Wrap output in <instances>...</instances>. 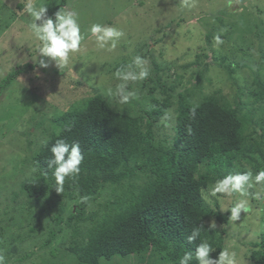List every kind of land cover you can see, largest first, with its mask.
<instances>
[{
	"label": "trees",
	"instance_id": "obj_1",
	"mask_svg": "<svg viewBox=\"0 0 264 264\" xmlns=\"http://www.w3.org/2000/svg\"><path fill=\"white\" fill-rule=\"evenodd\" d=\"M65 4L61 0L51 17ZM204 56L210 62L195 73V82L189 86L184 85L183 75H172L168 64L165 68L158 65L157 73L162 74L151 79L147 91L166 99L161 104L151 97L152 103L144 107L145 112L139 110L141 114L132 108L116 111L96 91L84 92L78 73L53 71L72 86L70 98L75 103L64 111L55 108L51 119L35 123L39 128H33L45 137L33 145L41 187L38 190L28 181L22 187L36 204L40 202L37 197H43L49 206L47 216L58 226L70 227L71 238L81 237L68 252L51 250L57 264H63L61 255L69 257V252L74 264H178L185 252L194 254L204 241L203 190L228 174L264 168V67L254 71V83L240 88V95L231 102L221 89L209 92L208 68L219 60V66L233 77L247 65L227 61L214 49ZM27 69L35 70L26 65L19 72L27 73ZM180 87L183 91L173 96ZM171 107L175 123L160 133L159 123ZM28 134L35 133L30 130ZM57 139L78 143L84 156L78 178L66 179L63 193L53 187L47 165ZM102 192L109 196L108 202L99 204L98 212L88 217L86 208ZM81 196H88V202H81ZM73 199L78 200L76 205L70 204ZM195 227H200V237L188 243L187 236ZM51 235L55 238L56 232ZM218 242L222 249L224 239ZM254 247L258 251L255 256L252 251L253 264H264V233ZM191 264L198 262L193 259Z\"/></svg>",
	"mask_w": 264,
	"mask_h": 264
},
{
	"label": "rangeland",
	"instance_id": "obj_2",
	"mask_svg": "<svg viewBox=\"0 0 264 264\" xmlns=\"http://www.w3.org/2000/svg\"><path fill=\"white\" fill-rule=\"evenodd\" d=\"M26 2L0 0V255L4 256L5 264H57L59 261L53 260L51 250L68 252L71 243L80 241L81 237L71 238L70 227L58 226L47 216L49 206L42 201L43 197L38 196L40 202L36 204L22 187L26 181L32 182L38 190L41 187L33 145L42 143L45 137L35 129L39 128L35 123L42 118L51 119L55 108L64 111L75 103L70 98L72 86L67 80L54 76L53 71L78 73L84 92L96 91L116 111L132 108L140 113L139 110L144 111V107L152 103L151 97L161 104L166 99L165 95H149L147 91L151 79L162 74L157 73L158 65L165 68L168 64L172 67V75H183L184 85L189 86L195 82V73L204 69V63L210 62L204 53L211 55L214 49L227 61L247 65L237 69L233 77L219 66V60L208 68L207 77L212 81L208 83L209 92L221 89L233 102L240 95V88H249L254 83V71L264 67L261 61L264 57V0H189L191 7L183 6L182 0H66L63 9L78 14L82 32L93 23H101L116 27L125 35L112 52L97 50L93 41L86 40L62 68L55 62H50L48 68L39 66L40 57L36 51L39 42L29 28L30 17L23 12ZM35 2L46 6L47 16L51 17L61 0ZM217 35L222 40L220 44L214 40ZM233 49L235 53L231 52ZM136 56L149 62L150 76L144 81L130 83L129 90H136L138 98L120 105L105 93L120 82L113 75L116 69L128 65ZM26 65L34 66L35 70L19 72ZM51 78L59 80L54 83ZM183 89L178 88L172 95L176 96ZM171 108L159 123L160 133L175 123L176 113ZM30 130L35 134L29 135ZM261 170L264 168L250 170L253 178ZM206 189L202 194L203 220L207 227L204 241L215 250L210 253L211 258L228 249L237 253V264H253L252 251L254 256L258 251L254 245L264 233V183L253 184L248 189L249 196L243 198L237 193L205 200ZM108 197L104 192L96 195V201L86 208V215L89 217L97 211L99 204L108 202ZM239 199H246L250 210L242 212L240 221L230 222L227 209ZM77 203L74 199L70 202ZM71 211L70 208L68 212ZM213 222L214 229L211 228ZM53 231L55 238L51 235ZM217 240H222V249ZM73 258L69 252V257L61 255V262L74 264Z\"/></svg>",
	"mask_w": 264,
	"mask_h": 264
},
{
	"label": "clouds",
	"instance_id": "obj_3",
	"mask_svg": "<svg viewBox=\"0 0 264 264\" xmlns=\"http://www.w3.org/2000/svg\"><path fill=\"white\" fill-rule=\"evenodd\" d=\"M182 5L186 7L193 6L189 0H182ZM47 7L43 4H37L35 0H27L23 12L30 17L29 28L37 44L36 51L40 57L38 63L42 68H48L50 62H55L56 66L62 68L66 66L72 54L77 53L86 40L93 41L97 50L112 52L125 33L113 26L101 23H93L90 28L82 32L79 17L76 12L60 9L55 13L54 18L47 16ZM40 22L39 24L37 22ZM216 44L222 43L219 35L214 37ZM149 62L136 56L128 65L119 68L113 74L115 79L120 81L115 88L109 87L106 95L115 99L120 105L130 104L131 101L138 98L136 90H129V84L138 81H144L150 76ZM194 115V111H193ZM52 158L47 161L48 169L52 170L54 177V188L58 193L64 192L66 179L75 181L80 172L84 156L78 143L69 144L64 139H57L51 146ZM264 183V170L257 172L253 178L251 171L237 172L228 174L222 178H217L205 191L209 197L219 198L231 197L233 194H239L240 197L249 196L248 189L253 184ZM259 198V194H256ZM88 196H81L80 201L87 203ZM224 211V209L222 208ZM250 210L246 199L237 200L227 212H230L229 221L237 222L241 220V214L248 213ZM216 227L215 222L211 228ZM200 237V227L192 229L191 234L187 236L188 243L197 241ZM215 250L207 241L198 244L195 253L187 251L181 256L178 264H191L195 259L198 264H237V253L224 249L220 252L217 259H213L210 253ZM0 264H5V258L0 255Z\"/></svg>",
	"mask_w": 264,
	"mask_h": 264
}]
</instances>
